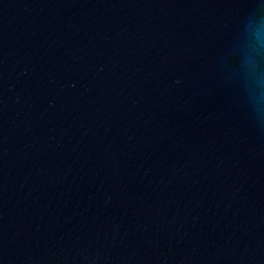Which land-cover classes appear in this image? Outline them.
I'll use <instances>...</instances> for the list:
<instances>
[{
    "label": "water",
    "instance_id": "water-1",
    "mask_svg": "<svg viewBox=\"0 0 264 264\" xmlns=\"http://www.w3.org/2000/svg\"><path fill=\"white\" fill-rule=\"evenodd\" d=\"M264 0H0V264H264Z\"/></svg>",
    "mask_w": 264,
    "mask_h": 264
},
{
    "label": "clouds",
    "instance_id": "clouds-1",
    "mask_svg": "<svg viewBox=\"0 0 264 264\" xmlns=\"http://www.w3.org/2000/svg\"><path fill=\"white\" fill-rule=\"evenodd\" d=\"M261 37L264 38V31L260 33Z\"/></svg>",
    "mask_w": 264,
    "mask_h": 264
}]
</instances>
